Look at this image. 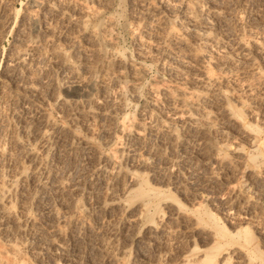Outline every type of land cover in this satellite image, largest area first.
<instances>
[{
  "label": "rangeland",
  "instance_id": "obj_1",
  "mask_svg": "<svg viewBox=\"0 0 264 264\" xmlns=\"http://www.w3.org/2000/svg\"><path fill=\"white\" fill-rule=\"evenodd\" d=\"M0 248L264 264V0H0Z\"/></svg>",
  "mask_w": 264,
  "mask_h": 264
},
{
  "label": "bare ground",
  "instance_id": "obj_2",
  "mask_svg": "<svg viewBox=\"0 0 264 264\" xmlns=\"http://www.w3.org/2000/svg\"><path fill=\"white\" fill-rule=\"evenodd\" d=\"M206 3H207V1H206ZM221 3V2H220ZM212 8V7H211ZM212 12V11H211ZM213 12L215 13V15H217V13H218V9H213ZM213 13V14H214ZM206 16V15H205ZM210 16H211V14H210ZM224 16V15H223ZM215 19V18H214ZM193 20V19H192ZM200 23H201V21H200ZM199 23V24H200ZM206 23V22H205ZM207 24H208V22H207ZM206 28V27H205ZM209 29V28H208ZM208 29H206V30H208ZM170 39V38H169ZM208 39V38H207ZM202 40V39H201ZM206 40V39H205ZM213 40H215V39H213ZM207 41V40H206ZM245 41V40H244ZM247 41V40H246ZM255 41V40H254ZM248 42V41H247ZM212 43H213V41H212ZM246 43V42H245ZM257 43H258V41H257ZM208 44V43H207ZM254 44V43H253ZM252 44V45H253ZM254 45H256V42H255V44ZM262 45V44H261ZM223 46V45H222ZM225 46V45H224ZM246 46V45H245ZM221 47V46H220ZM228 47V46H227ZM259 47V46H258ZM242 48V47H241ZM262 48V46L260 47V49ZM221 50V49H220ZM248 50V49H247ZM33 51H35V49L33 50ZM218 51V50H217ZM249 51V50H248ZM219 52V51H218ZM244 52H245V49H244ZM62 53V52H61ZM112 53V52H111ZM247 53V52H246ZM18 54V53H17ZM63 55V54H62ZM65 55V54H64ZM184 55V54H183ZM208 56V55H207ZM63 57V56H62ZM30 58V57H29ZM57 58V57H56ZM24 59H26V57L25 56H23V54L22 55H19L15 60H13V61H16V63L15 64H17V63H20V62H23L24 61ZM28 59V58H27ZM212 59H214V58H212ZM179 60H180V58H179ZM13 64V63H12ZM23 64V63H22ZM24 64H25V62H24ZM208 65H210V64H208ZM124 66V65H123ZM190 66V65H189ZM15 67V66H14ZM141 68V67H140ZM171 68V67H170ZM211 73V72H210ZM208 75V74H207ZM211 75H213V74H211ZM206 77V76H205ZM83 80V79H82ZM212 80V79H211ZM140 82V81H139ZM204 82V81H203ZM135 83H136V81H135ZM205 84V83H204ZM55 86V85H54ZM135 86V85H134ZM154 91V90H153ZM134 92V91H133ZM177 92V91H176ZM172 93L171 91H170V89L169 88H163V95H164V97L166 98V99H168L169 101H173L174 102V100L176 99V100H178V101H180L181 102V105L182 106H179V108L180 107H182L183 109L181 110V113L184 115L183 117H185L187 120H190V121H195L196 120V116H198L196 113V111H197V100H196V98L198 97L197 95V97L196 98H194V97H192L191 95V97H188L189 96V94L187 95V96H184L181 92V94L183 95H181V94H177V93ZM155 94V93H154ZM176 94V95H175ZM186 95V94H185ZM156 96V95H155ZM176 96V97H175ZM200 96V95H199ZM59 97H60V95H59ZM203 97V96H202ZM61 98V97H60ZM200 98V97H199ZM58 99V98H57ZM61 99H63V98H61ZM209 99V98H208ZM222 100V99H221ZM69 101H71V100H69ZM63 102H67L65 99L63 100ZM80 102V101H79ZM175 103V102H174ZM65 104V103H64ZM69 103H67V105H68ZM120 105V104H119ZM176 105V104H175ZM198 105H200V103H198ZM176 107V106H175ZM178 108V107H177ZM199 108V107H198ZM62 110V109H61ZM176 110V109H175ZM199 112V111H198ZM179 111H175V114H173V115H177L178 117H179ZM176 116V117H177ZM155 117V116H154ZM175 117V118H176ZM206 117V116H205ZM200 118V117H199ZM202 120V119H201ZM150 124V123H149ZM67 128V127H66ZM160 128V127H159ZM168 130V129H167ZM139 131V130H138ZM137 131V132H138ZM73 134V133H72ZM115 158V157H114ZM35 167V166H34ZM32 169V168H31ZM124 170V169H123ZM127 170V169H126ZM127 173V172H126ZM134 174L135 172H133V171H130V172H128V174ZM33 176V175H32ZM38 178V177H37ZM8 184V183H7ZM127 188V187H126ZM10 202V201H9ZM8 203V202H7ZM121 208V207H120ZM13 209V208H12ZM141 209V208H140ZM139 209V210H140ZM2 211H4V210H2ZM8 211V210H7ZM193 212V211H192ZM21 213V212H20ZM6 214L5 213H3V216H5ZM8 216V215H7ZM10 219V218H9ZM14 222V221H13ZM11 224V223H10ZM155 225V224H154ZM20 227V226H19ZM16 236V235H15ZM61 243V242H60ZM6 244V243H5ZM10 245V244H9ZM2 248V247H1ZM0 248V249H1ZM13 249L14 250H16V248H14L13 247ZM19 250V249H18ZM1 253V252H0ZM2 253H3V251H2ZM1 253V254H2ZM4 254V253H3ZM18 254V253H17ZM53 254V253H52ZM56 254V253H55ZM6 255V254H5ZM18 255H20V253L18 254ZM3 256V255H2ZM6 257V256H5ZM16 257V256H15ZM208 257V256H207ZM206 258V257H205ZM208 260V259H207ZM1 261L3 262L2 264H19L18 262H15V261H13V259H9V257L7 258V259H1ZM23 261V260H22ZM21 261V262H22ZM228 261H229V257H224V259L222 260V261H220L221 263H217V264H228ZM25 262V261H24ZM207 263H210V262H208L207 261ZM212 263V262H211Z\"/></svg>",
  "mask_w": 264,
  "mask_h": 264
}]
</instances>
